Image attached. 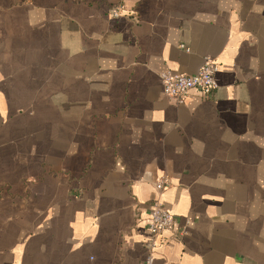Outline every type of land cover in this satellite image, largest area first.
Masks as SVG:
<instances>
[{
  "label": "crops",
  "instance_id": "crops-1",
  "mask_svg": "<svg viewBox=\"0 0 264 264\" xmlns=\"http://www.w3.org/2000/svg\"><path fill=\"white\" fill-rule=\"evenodd\" d=\"M157 198L154 264H264V0H0V264H144Z\"/></svg>",
  "mask_w": 264,
  "mask_h": 264
},
{
  "label": "built area",
  "instance_id": "built-area-1",
  "mask_svg": "<svg viewBox=\"0 0 264 264\" xmlns=\"http://www.w3.org/2000/svg\"><path fill=\"white\" fill-rule=\"evenodd\" d=\"M121 7L111 9L110 16L112 18L120 17ZM218 71L216 61L211 57H206L200 70L193 75L174 72L171 70L163 71L160 78L163 85L164 94L176 100L181 104L184 102L187 94L193 90H199L203 94L209 95L218 87L215 75ZM167 183L164 180H159L156 183V188L162 191ZM150 223L148 226L149 237L147 247L149 254L144 261V264H154V250L157 246V238L160 232L165 229L174 228L177 224V219L165 206L164 202L157 198L151 205ZM182 235L183 232H180Z\"/></svg>",
  "mask_w": 264,
  "mask_h": 264
}]
</instances>
